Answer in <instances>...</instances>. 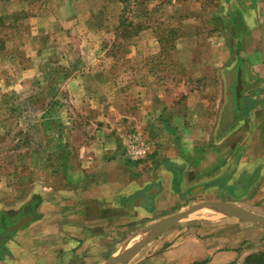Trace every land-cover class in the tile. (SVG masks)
Instances as JSON below:
<instances>
[{
    "label": "rangeland",
    "instance_id": "rangeland-1",
    "mask_svg": "<svg viewBox=\"0 0 264 264\" xmlns=\"http://www.w3.org/2000/svg\"><path fill=\"white\" fill-rule=\"evenodd\" d=\"M54 1L62 6L64 18L58 16L52 27L39 21L51 11L48 7ZM116 1L0 0V219L3 213L10 217L18 215L31 201L38 210L43 199L52 194L73 191L74 181L69 174L71 164L80 157L78 146L90 138L88 133L98 129L108 127L113 133H120L125 164L131 170L146 163L148 166L154 153H145L146 158L138 154L136 145L141 140L135 134L140 128H134L125 113H118L116 108L130 113L137 107V94L130 89L134 83L167 85L173 100L186 101L190 112L191 98L196 103V98L206 101L204 108L210 112L208 127L215 124L222 135L230 124L228 140L233 145L238 143V136L248 135L244 127L253 129L248 147H257V151H244L245 164L256 163L261 155L264 122H253L249 114L246 116L252 126L243 124L244 120L234 131L231 126L238 115L234 84L235 68L241 57L248 69L243 107L251 106L257 113L264 111V66L260 56L251 57L260 48V31L255 27L263 14L264 0L250 8L254 22L240 48L228 25L229 0H196V7L192 5L195 0H153L155 13L150 15L147 11L153 3L145 7L144 0L141 3L145 6L139 0H126L124 26L117 25L119 6L113 5L109 10L108 3ZM166 1H171V5L161 7ZM184 1L194 11L182 7ZM191 13L196 15V26L200 28L197 38L184 39L180 42L181 53L173 52L179 36L187 29ZM141 25L145 32L137 38L134 33ZM183 59L195 64L192 72L184 70ZM203 64L206 66L202 67ZM77 75L80 77L76 78ZM71 128L75 131L73 136ZM247 140L240 142L242 147ZM251 177L254 183L239 204L264 214V172ZM171 201L174 209L179 210L200 202L196 196ZM165 212L169 210L159 208L156 217ZM206 216L198 212L182 220L170 231L174 239L185 232L205 229L203 236L214 238V244L221 246L218 250L229 248L219 242V237L227 233L228 242L234 236L242 242L241 249L246 253L264 251V225L212 213V218ZM124 241L128 244L133 239ZM244 258L236 264H242Z\"/></svg>",
    "mask_w": 264,
    "mask_h": 264
},
{
    "label": "crops",
    "instance_id": "crops-1",
    "mask_svg": "<svg viewBox=\"0 0 264 264\" xmlns=\"http://www.w3.org/2000/svg\"><path fill=\"white\" fill-rule=\"evenodd\" d=\"M125 1L117 0L114 4L107 2L109 10L113 8V5L119 6L118 26H121L126 12ZM142 1L139 0L138 3ZM171 1L176 2V0ZM229 1L231 11L228 25L232 27L230 28L234 36L232 38L237 41V47L240 48L241 40L245 39V34L252 29L254 22L251 19L250 8L255 7L258 0ZM144 2L141 4L147 7L148 4L153 3V0H144ZM170 3L166 1L161 7L167 8L171 5ZM51 4L48 7L51 11L39 22L50 23L53 27L58 16L61 19L64 17L62 6H57L56 1ZM153 5L154 3L149 7L151 11L147 9V14L155 13ZM183 5L191 9L192 5L198 6V1L195 0L192 5L184 1L182 7ZM156 6L159 8V4ZM70 9L67 6V11ZM191 11L194 10L191 9ZM193 13L187 17L189 24L185 25L187 29L183 31L181 37L179 36V44L173 52L181 53V43L184 39L197 38L200 28L196 26L198 20ZM138 15L140 14H136L135 17ZM64 20L67 22L66 19ZM263 22L264 10L259 18V25L255 27L260 31V48L256 53H252L251 57L260 56L264 66ZM137 28L135 35L137 34L138 38L145 31L142 30V25ZM239 56L244 57L240 54ZM243 60L241 57L235 68L236 75L239 67L243 70V92L237 100L234 84V104L238 115H235L233 119L232 131L238 129V124L243 120V124L252 126L249 124L251 122H248L249 114L253 122L257 119L260 124L264 122V111L257 113L251 106L243 107L244 100L247 99L245 72L248 71ZM188 63L184 60L181 65L190 73L194 70L195 64ZM78 77L80 75L76 76ZM183 83L180 82V85ZM130 89L137 94V107L130 113H126L118 106L116 108L118 113H125L124 115L133 123L134 128H140L138 129L140 132L135 134L141 140L136 145L138 154L145 157V153L147 156L154 153L149 159L148 166L147 163L138 165L134 171L125 164V147L118 131L113 133L111 129L105 127V129L88 133L90 138L84 139V143L78 146L80 157L77 156L70 166L69 177L74 181L73 191L70 190L67 193L60 191L52 194L48 199H43L36 210L37 213L33 215L34 219L0 240V264H104L122 249L152 235L162 219L183 211L174 209L175 204L171 200L175 199H189L190 196H196L200 202L223 201L252 211L246 207L247 205H240L239 200L250 192L254 183L251 176L258 177L264 172V136L260 140L261 155L256 158V163H250L248 166L242 154L246 150L257 151V147H248L252 128L244 127L248 135L245 138L238 136L236 139L238 143L233 145L228 140L230 124L222 135L218 134L215 127L216 117L211 120L214 124L213 128L208 127L210 112L204 108L206 101L196 98V103L191 98V102L188 103L192 107L190 112L187 109V102L174 101L168 86L160 82L145 85L134 83ZM158 119L159 121L156 122ZM261 127L264 128V126ZM71 130L74 131L73 128ZM145 136L146 141L142 140ZM246 140L242 147L240 142ZM74 145L76 146L75 143ZM253 170L256 171L253 172ZM164 207L169 212H165L162 217H156L158 209ZM198 212L207 214L206 218L209 219L212 218L209 217L212 213L220 217L237 218L244 223L264 225L229 215L215 205L199 208L186 218ZM254 213L264 216L257 211ZM142 220L144 221L140 224ZM182 220L162 232L131 257L112 264H189L194 261H203L205 264H236L244 256L249 255L241 249L242 242L235 240L234 236L229 237L231 239L228 242L227 233L219 237L222 246L229 247L226 250H218L221 246L214 244V238H205L203 236L205 229L200 231L201 229L196 228L198 230L195 232H185L174 239L171 230ZM2 230H5V233L8 232V229H3L0 222V234ZM162 236L165 237L162 238ZM131 238L133 241L126 244L124 240ZM242 238L245 239V237ZM148 250L154 252L149 253ZM137 256L142 257L137 258Z\"/></svg>",
    "mask_w": 264,
    "mask_h": 264
},
{
    "label": "water",
    "instance_id": "water-1",
    "mask_svg": "<svg viewBox=\"0 0 264 264\" xmlns=\"http://www.w3.org/2000/svg\"><path fill=\"white\" fill-rule=\"evenodd\" d=\"M262 54H263V60H264V22H263V29H262ZM235 89H236L237 100H239L243 92V70L241 67H239L237 71ZM209 205L218 206L221 209H223L226 213H228L229 215L237 216V217H240L246 220H251V221L264 224L263 215H259L252 211L245 210L237 205L223 202V201H202V202L192 205L186 210H183L179 213H176L172 216L162 219L157 225V230L152 235H150L149 237L143 240L137 241L133 243L132 245L122 249L117 254L110 257L108 261L105 262L104 264H112L113 262H117L118 260H123V259H127L131 257L138 250H140L143 246L151 242L153 239L159 236L162 232L166 231L167 229L175 225L177 222H179L183 218H186L187 216H189L193 211L199 208L205 207V206H209ZM26 210L23 213V215H21L16 220L11 222L10 226H8L7 228L8 229L7 233H5V230H2L0 234V240L6 238L11 232L24 226L25 224L30 222L32 219H34V216L31 213H28L27 215ZM2 227L3 229L5 228L3 223H2Z\"/></svg>",
    "mask_w": 264,
    "mask_h": 264
},
{
    "label": "trees",
    "instance_id": "trees-1",
    "mask_svg": "<svg viewBox=\"0 0 264 264\" xmlns=\"http://www.w3.org/2000/svg\"><path fill=\"white\" fill-rule=\"evenodd\" d=\"M1 22H2V17L0 15V23ZM124 25H125V20L122 19L121 26H124ZM137 31L138 29L135 31V33ZM1 48L2 47L0 46V49ZM189 264H205V263L203 261H194ZM242 264H264V251H258V252H254V253L247 255Z\"/></svg>",
    "mask_w": 264,
    "mask_h": 264
},
{
    "label": "flooded vegetation",
    "instance_id": "flooded-vegetation-1",
    "mask_svg": "<svg viewBox=\"0 0 264 264\" xmlns=\"http://www.w3.org/2000/svg\"><path fill=\"white\" fill-rule=\"evenodd\" d=\"M25 210L27 212V215H28V213H31L32 215H35L36 214V208H35L34 201H31L28 204L24 205L22 211L18 215H16V216L10 217V216H7V214L1 216V219H0L1 224L3 223L5 229H7L8 226H10L11 222H13L14 220H16L21 215H23V213L25 212Z\"/></svg>",
    "mask_w": 264,
    "mask_h": 264
}]
</instances>
